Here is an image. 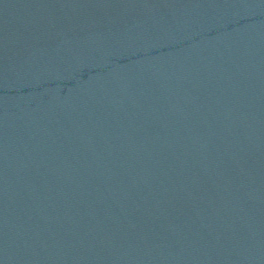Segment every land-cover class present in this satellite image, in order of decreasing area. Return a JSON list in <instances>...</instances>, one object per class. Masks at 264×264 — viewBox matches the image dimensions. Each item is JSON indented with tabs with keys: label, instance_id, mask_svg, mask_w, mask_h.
Wrapping results in <instances>:
<instances>
[{
	"label": "water",
	"instance_id": "95a60500",
	"mask_svg": "<svg viewBox=\"0 0 264 264\" xmlns=\"http://www.w3.org/2000/svg\"><path fill=\"white\" fill-rule=\"evenodd\" d=\"M0 264H264V0H0Z\"/></svg>",
	"mask_w": 264,
	"mask_h": 264
}]
</instances>
